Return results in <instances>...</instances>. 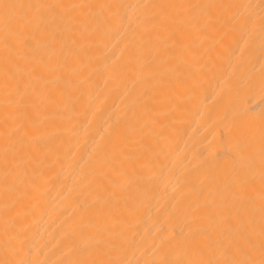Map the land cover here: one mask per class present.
Returning a JSON list of instances; mask_svg holds the SVG:
<instances>
[{
  "label": "bare ground",
  "instance_id": "1",
  "mask_svg": "<svg viewBox=\"0 0 264 264\" xmlns=\"http://www.w3.org/2000/svg\"><path fill=\"white\" fill-rule=\"evenodd\" d=\"M0 264H264V0H0Z\"/></svg>",
  "mask_w": 264,
  "mask_h": 264
}]
</instances>
